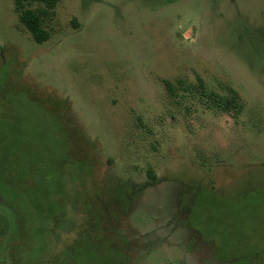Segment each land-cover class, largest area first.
I'll list each match as a JSON object with an SVG mask.
<instances>
[{"label":"rangeland","instance_id":"obj_1","mask_svg":"<svg viewBox=\"0 0 264 264\" xmlns=\"http://www.w3.org/2000/svg\"><path fill=\"white\" fill-rule=\"evenodd\" d=\"M3 157L36 217L65 209L33 264H264V0H0ZM37 226L0 195V264Z\"/></svg>","mask_w":264,"mask_h":264},{"label":"trees","instance_id":"obj_2","mask_svg":"<svg viewBox=\"0 0 264 264\" xmlns=\"http://www.w3.org/2000/svg\"><path fill=\"white\" fill-rule=\"evenodd\" d=\"M42 1H44L46 3V5L50 9H54L56 7L57 3L60 0H42ZM21 20H22V23L26 26V28L31 32L32 37H33V39L35 40L36 43L43 44V43H45L47 41L49 36H48L47 32H45L42 29L41 20H40V17H39L38 14H36L35 12L27 10V11L24 12V14H22ZM227 105H229L228 102H227ZM52 150H53V152L54 151L56 152L55 148H52ZM58 156L59 155H57V157ZM50 162H51L50 172H52V174H51L50 180H47L49 182V191H50L51 197L57 202V204L63 205L62 202H59L57 199H55L56 194L54 195V193H53L57 189V186H61L62 187V184H60V182H61L60 180L62 179V177L60 176L61 175L60 174V172H61L60 171V165H59V162L58 163H56V162L54 163L52 160ZM17 164L19 166V163H16L14 158H8V157L4 158L3 157L2 159H0V187L4 188V191H5L6 195H8V192H12V191L14 192V190L17 189L16 190L17 194L21 198L19 200L20 203L24 207H26L27 210H31V211L35 212V211H37L38 203L37 202L30 203L31 200L28 202L27 198H25V196H23V192L22 191L24 190V187L21 186L22 181L25 178H30V177H28V176L26 177V172H25V176L24 177H23V175L15 174V172H17L16 171L17 169L15 168V167H17ZM39 164H40V166H39ZM43 164H42V161H38L36 164L34 163L32 165L26 164L23 167V169L21 168L20 170L23 171V170H27V169L30 168L29 171L30 170H36L37 172H41L40 171V167H42ZM33 165H35V167ZM52 177L56 178V179L53 180ZM150 177H154L153 174L150 173ZM14 180L17 181V185H14L12 183V181H14ZM56 180H57V182H56ZM28 182H29V179L26 180L25 187L29 186L32 189L35 188V184L28 183ZM208 193H209V191H207V190L199 193L197 195L196 199H195L194 204L192 205V207L190 209L189 223H190V225L193 228H195V225H194L195 217L198 214V211L201 208L202 209L205 208L206 198L209 195ZM61 211H62V209L58 210L57 207H55L53 209V211L46 212L47 216H45L44 213H42V215L44 214V218H51L52 216H54L55 214H58ZM200 235L202 236L201 233H200ZM36 250H38V249H36ZM241 259H242V257H238V258H233L232 260L240 261Z\"/></svg>","mask_w":264,"mask_h":264},{"label":"flooded vegetation","instance_id":"obj_3","mask_svg":"<svg viewBox=\"0 0 264 264\" xmlns=\"http://www.w3.org/2000/svg\"><path fill=\"white\" fill-rule=\"evenodd\" d=\"M62 189L60 190V192L58 193V195L56 194V196H59L60 195L61 197H65V190L63 189V187H61ZM17 189L14 190V192H8V195H6L5 191H4V188L3 187H0V195L7 198L8 200L11 199L13 201H17L18 202V205L20 207H22L26 213L31 217L33 216V222L36 225H38V230L37 229H34V233H32V236L31 237V251L27 254V258H25L23 261H22V264H33L32 262L33 261H38V260H41L42 257L46 254L47 250H48V247L51 245V239L54 238L55 235H53V230L54 228H49V229H46L43 225L45 224V222L50 219V218H44V214L41 215L39 218L36 217V214L31 211V210H27L26 207H24L21 203H20V197L18 196L17 194ZM56 192V190H55ZM55 199H57L55 197ZM66 199H67V196H66ZM62 207L65 206L66 204H64L62 202ZM62 210H65V209H62ZM61 213V212H59ZM57 215V214H55ZM63 216V212L61 214ZM45 216H47V214H45ZM64 220V219H63ZM63 220H60V222H62ZM56 224H60L59 222H56ZM58 227V226H56ZM50 244V245H49ZM38 249V250H36ZM35 250V251H34ZM29 255V256H28Z\"/></svg>","mask_w":264,"mask_h":264}]
</instances>
